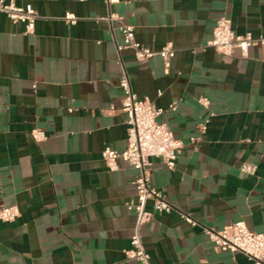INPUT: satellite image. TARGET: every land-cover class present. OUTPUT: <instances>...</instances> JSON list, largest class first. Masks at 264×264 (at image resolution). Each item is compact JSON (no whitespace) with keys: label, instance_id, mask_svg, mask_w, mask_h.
Segmentation results:
<instances>
[{"label":"crops","instance_id":"1","mask_svg":"<svg viewBox=\"0 0 264 264\" xmlns=\"http://www.w3.org/2000/svg\"><path fill=\"white\" fill-rule=\"evenodd\" d=\"M8 1L30 4L39 18L26 36L0 16V207L20 213L0 222V264H137L124 254L137 172L121 160L109 172L102 159L105 148H126L121 66L183 144L172 171L150 159L151 183L174 209L141 230L150 263L252 264L215 253L202 227L243 222L264 235V47L245 58L204 47L221 17L237 35L264 37V0ZM109 14L143 47L170 46L169 68L158 56L141 63L130 50L117 54L123 40L117 22L102 20ZM34 129L43 142L33 141ZM244 164L256 166L254 176L240 173Z\"/></svg>","mask_w":264,"mask_h":264},{"label":"built area","instance_id":"2","mask_svg":"<svg viewBox=\"0 0 264 264\" xmlns=\"http://www.w3.org/2000/svg\"><path fill=\"white\" fill-rule=\"evenodd\" d=\"M84 2L85 0H79ZM106 5L117 2V0H104ZM4 15L9 20L23 25L24 35L33 36L35 23L38 14L30 4L17 6L12 1L0 0V16ZM63 20L68 24H75L77 19L66 14ZM110 26L118 23V30L122 35V44L116 46L119 54L123 50L133 52L137 62H145L155 56L162 59L164 68H169V61L174 57V50L166 46L159 51H152L143 47L135 39L134 29L120 23L117 16L109 14L102 19ZM264 47V37H253L252 34L237 35L231 27V22L221 17L216 21L212 32V38L205 44L204 49L214 50L216 53L229 57L235 51L245 58L253 47ZM119 64L120 59H119ZM119 89L122 94L121 111L125 115L126 127V148L122 152L105 148L102 152L103 162L109 172L118 169L119 160L132 167L137 175L134 181L135 195L126 205V211L133 213L135 223L130 238V249L125 251L126 261L137 264H151L150 256L146 252L141 238L143 226L151 222L154 216L168 215L174 211L173 206L166 200L163 192L155 188L151 183L150 159L160 160L167 170L175 168L178 155L183 144L174 138L169 127L158 121L164 110L157 108L148 99H139L132 91L130 80L121 66V77ZM204 108L208 107L206 99L199 100ZM171 112L176 111L174 104L169 106ZM207 121L199 126V131L204 134ZM31 138L34 142L40 143L46 139L43 131L34 129L31 131ZM200 139H191L196 143ZM256 166L244 164L240 167V173L245 176H254ZM20 216L16 206L0 207V222H14ZM182 219L191 227L198 226V223L191 217L181 214ZM203 235L212 244L215 253L229 252L239 253L245 256L252 264H264V235L249 230L243 222H236L224 226L221 230H213L202 227Z\"/></svg>","mask_w":264,"mask_h":264}]
</instances>
